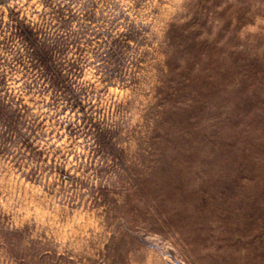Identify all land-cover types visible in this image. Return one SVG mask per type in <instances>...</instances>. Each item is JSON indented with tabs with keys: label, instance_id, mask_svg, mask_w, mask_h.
Instances as JSON below:
<instances>
[{
	"label": "rangeland",
	"instance_id": "obj_1",
	"mask_svg": "<svg viewBox=\"0 0 264 264\" xmlns=\"http://www.w3.org/2000/svg\"><path fill=\"white\" fill-rule=\"evenodd\" d=\"M0 264H264V0H0Z\"/></svg>",
	"mask_w": 264,
	"mask_h": 264
}]
</instances>
